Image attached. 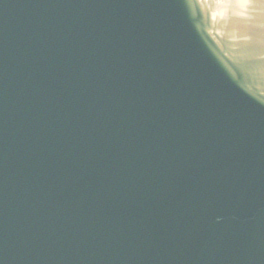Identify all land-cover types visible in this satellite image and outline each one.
I'll return each mask as SVG.
<instances>
[{
	"label": "water",
	"instance_id": "1",
	"mask_svg": "<svg viewBox=\"0 0 264 264\" xmlns=\"http://www.w3.org/2000/svg\"><path fill=\"white\" fill-rule=\"evenodd\" d=\"M204 1L0 0V264H264V0Z\"/></svg>",
	"mask_w": 264,
	"mask_h": 264
}]
</instances>
